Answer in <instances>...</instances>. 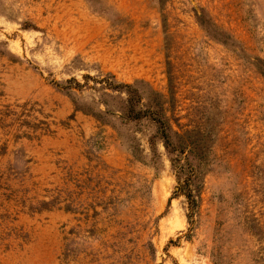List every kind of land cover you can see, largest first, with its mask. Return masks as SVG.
Segmentation results:
<instances>
[{
	"label": "rangeland",
	"instance_id": "374dc122",
	"mask_svg": "<svg viewBox=\"0 0 264 264\" xmlns=\"http://www.w3.org/2000/svg\"><path fill=\"white\" fill-rule=\"evenodd\" d=\"M109 74L141 108L162 96L193 151V214L157 124L126 119ZM0 105L53 131L16 144L0 127V264H264V0H0Z\"/></svg>",
	"mask_w": 264,
	"mask_h": 264
},
{
	"label": "trees",
	"instance_id": "16d2710c",
	"mask_svg": "<svg viewBox=\"0 0 264 264\" xmlns=\"http://www.w3.org/2000/svg\"><path fill=\"white\" fill-rule=\"evenodd\" d=\"M24 30H38L34 24H31L30 22H26L24 25ZM3 45L7 47V53L12 57L13 61H18L20 58L10 52L8 50V43L2 42ZM87 77V76H86ZM88 78V77H87ZM108 79H113L114 82L107 84ZM107 81H102L103 84H107L109 90H112L114 92H124L127 95L126 105H127V112H126V119L129 121H141L144 119L152 120L155 122L158 126V133L161 136L163 140V145L170 155V162L172 164V167L174 169V172L176 174V177L178 181L181 183L182 188L181 191L183 195L186 197L189 205V210L191 211V214L194 213V210L196 209L198 205V197H199V188L196 186L195 182L199 177L198 172L195 170V165H193V156H192V149L191 146L186 144L183 140V137L180 136L179 133L175 132L169 121L167 120L165 116V111L163 107L162 102V96L158 94L155 90L152 88H149L150 95L153 97L150 98V104L144 108L139 107L143 102V95L140 93L136 85L131 84H120L117 83L114 76L112 74H109L107 77ZM69 83L67 82V85L60 84L59 82H54V84L58 87H60L62 90H68L69 89ZM140 85H145L144 82H139ZM79 87L80 84H76ZM147 85V84H146ZM148 86V85H147ZM149 96V97H151ZM27 104H24L23 106L16 105V108L24 109ZM2 106L0 105V127L1 128H9V127H18V130L20 131L18 134L14 135V143H18L22 139H26L28 141H32L34 139H38V136H36L34 133H37L38 131H41L44 133V135L51 134L53 131L50 128V124H48L46 121L37 120L36 124L33 120H28L26 118H31L32 116L26 114L25 111H28L25 109L22 113H19L16 108H12V105H4L3 109H1ZM78 111V109L76 110ZM30 112V111H28ZM100 114L106 113L103 112L101 109L99 110ZM25 119H22V117ZM71 119L74 118V115L70 117ZM6 119H11V124H6ZM44 127H43V126ZM22 129H27L22 131ZM22 131V132H21ZM176 138H179V141L175 140ZM181 137V138H180ZM182 140V141H181ZM9 144L5 143L3 146L0 147V156H5L8 151ZM17 155H20L19 160L24 165V170L28 169V165L31 163V160L27 158L26 154L21 151V153L16 152ZM26 171H24L25 173ZM28 200H22L21 205L23 209H26L29 214H40L44 211H52L55 209H62L69 212H75L77 211V208H75L72 204L69 202H66L64 206H61V203L58 199H52V200H42L37 202V204H27ZM18 237L22 240L26 239L25 234H19Z\"/></svg>",
	"mask_w": 264,
	"mask_h": 264
}]
</instances>
